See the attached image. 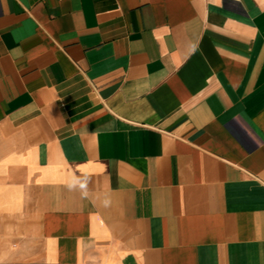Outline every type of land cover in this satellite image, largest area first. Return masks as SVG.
<instances>
[{"label": "crops", "instance_id": "crops-1", "mask_svg": "<svg viewBox=\"0 0 264 264\" xmlns=\"http://www.w3.org/2000/svg\"><path fill=\"white\" fill-rule=\"evenodd\" d=\"M0 264H264V0H0Z\"/></svg>", "mask_w": 264, "mask_h": 264}]
</instances>
